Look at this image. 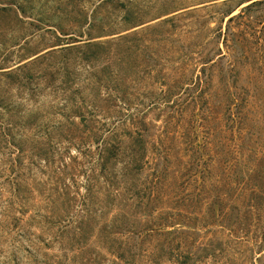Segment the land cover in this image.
Segmentation results:
<instances>
[{
    "label": "rangeland",
    "instance_id": "obj_1",
    "mask_svg": "<svg viewBox=\"0 0 264 264\" xmlns=\"http://www.w3.org/2000/svg\"><path fill=\"white\" fill-rule=\"evenodd\" d=\"M258 45L264 0H0V264H174L179 243L196 264H264V173L251 200L241 159L264 145V78L251 81L247 129L229 120L242 106L228 110L223 93L251 89ZM198 78L210 84L207 126L191 124L207 116ZM140 130L148 142L169 133V163L149 152L135 175ZM185 133L211 157L199 184H183L196 165ZM110 147L119 152L99 176ZM151 157L166 165L153 184L161 202L150 188L137 205L134 185L153 187ZM181 193H200L194 214Z\"/></svg>",
    "mask_w": 264,
    "mask_h": 264
},
{
    "label": "trees",
    "instance_id": "obj_2",
    "mask_svg": "<svg viewBox=\"0 0 264 264\" xmlns=\"http://www.w3.org/2000/svg\"><path fill=\"white\" fill-rule=\"evenodd\" d=\"M259 47H264L262 45H258ZM243 63L245 64V62H247V58L244 57L243 58ZM250 64H252L253 66V70L258 72V75L249 77L250 78V86L251 89H242L243 93L242 96L241 94L235 93L230 91L228 88L223 90V93L225 95V99H226V104L228 106V110L230 109V111L234 110L237 108V110L240 109V107L242 106V112H235L237 114L240 115V117L238 116L236 119H232L231 115H230V119L234 124L235 123H240L242 121V126L244 127V129H247L248 127V123L251 121V117L250 115H252V113H250V104L251 102H253V100L256 99V97L258 96L257 92H259V87H257L256 84H252L251 85V81L254 79L257 82H259L260 80H262V78H264V49H261L257 51L256 53V58L252 59V61L250 62ZM209 70V69H202V74L205 76V72ZM209 78V77H208ZM198 82L195 83V86L197 85V87L195 88L197 90V92H199V95L195 98L198 99V101L202 102L201 105V112H206L207 116L203 117V115H199V114H195L193 116V121L191 122L192 125H194L196 122L199 123L200 126H202L201 124H203V126H207V124L211 123L212 121V115L214 114V110L211 109V107H209V104L207 102H205L204 100V95L207 92L209 81H207V79H205L206 81H203V79L198 78ZM202 83V84H201ZM203 83H204V87H203ZM206 84V85H205ZM226 87V84H225ZM234 87V84H233ZM252 90V91H251ZM261 94L264 95V91H261ZM240 101V102H239ZM226 106V107H227ZM262 108H264V102H262L261 104ZM257 114V113H256ZM198 115L200 116V119L198 117ZM202 121V122H199ZM209 128V127H207ZM144 130V132H146L145 128L141 129ZM138 131L135 133V138L133 139V144H132V149L130 150V155H129V159L127 161V167L129 168V173H134L135 175L141 173L144 169V167L149 165V161L147 158V155L149 154V152L152 153L153 157H156L157 159H159L160 161H162V163L164 164H168L169 163V152L168 149H170V140H169V133H167L166 130H162L159 135L157 136V142H148L144 139V134L142 133V131ZM250 132V131H249ZM176 136H178L177 132L174 133ZM251 134V133H249ZM188 133L183 134V136H181V138H183L185 141H183V144L187 145V149H185V151H188L192 154V160L193 163H196L195 167L194 166H189L186 168L185 173L183 175V177H185V181L183 184H186V182L189 181V179L192 180V178H196L198 179V176H200V181H204L202 177H204V175L208 176V168H209V161H210V155L209 153L206 151V144L205 141L203 140V138L201 137L200 142H198L195 145H191L192 142V138H186L188 137ZM191 139V141H190ZM149 145L151 146L149 148ZM100 146V145H99ZM236 147L233 148V150H236V148L238 147V145H235ZM260 150L257 151V153H255V159L248 163L247 160L245 158H243V156L241 157L242 159V191H250V195H251V200H257L259 197H261L258 193L259 191H262V187L259 186L260 184V178H261V174L264 173V145L259 146ZM240 150V147H239ZM106 155L104 156V159L102 157V153L103 152H99V157L100 160H102V162H100L99 166V176H105L107 175L108 172V163L109 160L117 157V152H119L118 149L110 147L107 150H104ZM229 154H231V152H229ZM153 157H151L150 159L153 160V164L155 165L154 170L151 173V177L152 180L149 182L150 184L152 183L153 187H143L142 188H138L137 185H134L133 191L135 192L132 196L137 200V205H140L141 202L143 200H145L146 198H151V195L154 194V198L157 202H161V199L159 197H161V194L157 193L159 196H155V185L159 184L161 182V180L164 179L163 177V173L166 170L164 166H156V159H154ZM199 167L203 168L204 170L200 171ZM244 173V175H243ZM245 174L246 177H245ZM98 176V177H99ZM206 176V177H207ZM238 176L236 175V178ZM163 178V179H162ZM205 178V177H204ZM235 178V179H236ZM105 179H107V176L105 177ZM195 179L193 180L194 183H198V180ZM234 179V180H235ZM236 182V181H235ZM155 184V185H153ZM181 184V188L184 189V185ZM199 184V183H198ZM226 184H230L229 182ZM201 185V183H200ZM198 186V185H197ZM150 188H154L153 191L154 193H152V190L150 191ZM197 189V188H196ZM150 191V192H147ZM198 192H200V190H198ZM152 193V194H151ZM183 194V193H181ZM200 193H198L196 196H192V195H184L183 194V198L181 200L185 201V203H187L189 206L187 209L189 211H187V215L190 216L193 213V208H191V204H193L194 202L192 200H194L195 198H197L199 196ZM245 193H242V195ZM185 206V205H183ZM255 205H252V207H254ZM180 216L178 214H171L169 216V218H174ZM186 216V215H185ZM154 226L158 229L159 232L162 233H166L168 231H165V229L162 227L161 224H158V222L156 224H154ZM171 227H173L171 225ZM191 228V227H189ZM173 231L175 233H177L178 229ZM169 234V233H168ZM216 250H219V254L222 253V245L220 244L218 248H211V250L209 252H206L205 255H211V256H215L216 255ZM124 253H119V258H123ZM133 257V255H132ZM169 260L172 261L174 264H196V261L194 260L193 256L190 253H185L183 252V248L181 243L175 245V247H173V250L170 253L169 256ZM198 260V259H197Z\"/></svg>",
    "mask_w": 264,
    "mask_h": 264
}]
</instances>
